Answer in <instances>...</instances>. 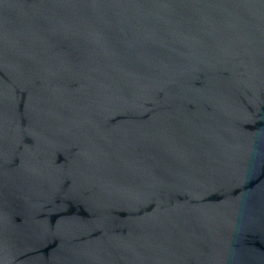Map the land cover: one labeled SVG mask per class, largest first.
<instances>
[{"label": "water", "instance_id": "obj_1", "mask_svg": "<svg viewBox=\"0 0 264 264\" xmlns=\"http://www.w3.org/2000/svg\"><path fill=\"white\" fill-rule=\"evenodd\" d=\"M0 264H264V0H0Z\"/></svg>", "mask_w": 264, "mask_h": 264}]
</instances>
